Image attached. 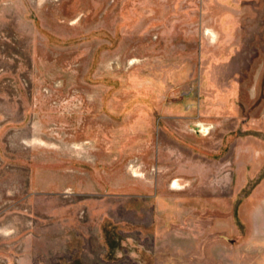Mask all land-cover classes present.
Segmentation results:
<instances>
[{"label": "rangeland", "instance_id": "374dc122", "mask_svg": "<svg viewBox=\"0 0 264 264\" xmlns=\"http://www.w3.org/2000/svg\"><path fill=\"white\" fill-rule=\"evenodd\" d=\"M182 164L264 264V0H0V264H176Z\"/></svg>", "mask_w": 264, "mask_h": 264}, {"label": "crops", "instance_id": "0c3cea01", "mask_svg": "<svg viewBox=\"0 0 264 264\" xmlns=\"http://www.w3.org/2000/svg\"><path fill=\"white\" fill-rule=\"evenodd\" d=\"M223 168L226 171V166ZM204 171L205 169L201 168L200 174H198L189 166H184V164H182L177 171L176 180L174 181L176 187H172V189L182 192L185 189L189 191L193 188L190 191L193 193L186 196L177 194L176 204L179 216H177L176 220L178 227L172 231V235L170 234L171 238L162 235L160 250L165 253L164 249H166L169 256H166V258L176 264H234V260L231 258L233 246L232 244L226 243V237L223 238V240L226 241L225 243H219L220 247L223 248L222 253L218 255V253L216 254V251H214V260L208 259L210 263L208 261L199 260L202 256L198 246L200 245L199 243L204 240L201 236L203 237L209 234L227 236L232 231V180L227 179L226 176L224 178H218L217 180H209V178L204 179L202 176ZM196 175L197 178L195 180L193 177ZM198 175L201 177H198ZM206 180L208 181L206 182L207 188L203 191L207 194L204 196L195 195L198 190L194 189V186L190 187V184L194 182L197 183V181H202V183H204ZM181 181L183 182L182 186H180ZM210 181H212V183H209ZM223 191L224 195H222ZM186 218H190V222H186ZM196 220H198L200 224H204L203 229L194 225ZM214 241L217 243L216 237ZM171 246L177 247L176 254L171 252Z\"/></svg>", "mask_w": 264, "mask_h": 264}]
</instances>
